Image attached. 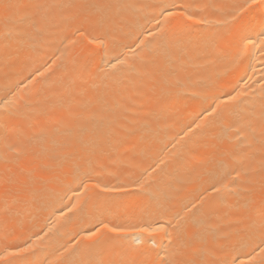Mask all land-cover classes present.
I'll use <instances>...</instances> for the list:
<instances>
[{
  "label": "bare ground",
  "instance_id": "obj_1",
  "mask_svg": "<svg viewBox=\"0 0 264 264\" xmlns=\"http://www.w3.org/2000/svg\"><path fill=\"white\" fill-rule=\"evenodd\" d=\"M249 3L0 0V256L27 247L0 264L80 261L101 221L126 231L94 259L264 262V52L233 60L264 30Z\"/></svg>",
  "mask_w": 264,
  "mask_h": 264
},
{
  "label": "snow or ice",
  "instance_id": "obj_2",
  "mask_svg": "<svg viewBox=\"0 0 264 264\" xmlns=\"http://www.w3.org/2000/svg\"><path fill=\"white\" fill-rule=\"evenodd\" d=\"M257 5L264 6V0H250V3L245 6V8H253L256 7ZM175 7V6H174ZM169 16H174V15H180V16H185V13L183 11L180 12H168ZM188 20H192L193 18L189 15L185 17ZM197 23H200L201 21H196ZM83 33H81L82 35ZM96 40L95 37H93L92 40H89V43H93ZM103 41H100L97 46H102ZM258 49L260 52H264V30H262L259 33V38L254 39L251 35H243L240 38V41L238 45L236 46L235 53L233 56L234 62H239L246 54H250L252 50ZM230 99H235V97H230ZM3 107V106H0ZM213 113L217 112V109H212ZM83 184V181H81ZM100 187V186H97ZM126 191L123 187H108V186H103L100 187V193H114V192H122ZM100 196L99 193L96 196V200H99ZM135 231L142 232V233H147V235L151 238V243L155 244L156 242V236L158 233H163L164 235L161 236L160 238L163 239H168L169 241V246L171 247L172 241H171V236L170 233H168L167 229L164 228L162 225L158 227H140L139 225L135 226L134 228ZM125 229L123 226L116 225V226H110L108 223H105L103 221L100 222V224L92 231H90L87 234V239L93 240V244L87 246V252L85 255V258L77 261V262H72V264H116L115 261H103L100 259H94L91 257L90 252L91 248H93L96 244H99L104 238L106 233H115L117 235L125 233ZM27 247L25 248H16L15 250H5V253L3 256H0V260H4L6 257H17L21 255V253L26 252ZM261 251H264V249H261ZM171 253L169 251H165V257L164 259H159V260H149V259H144L139 262V264H176V261L171 258ZM7 264H23L22 261L16 260V259H8ZM65 264H69V262H65ZM119 264H126L125 261H120ZM233 264H235V261H233ZM264 264V262H262Z\"/></svg>",
  "mask_w": 264,
  "mask_h": 264
},
{
  "label": "rangeland",
  "instance_id": "obj_3",
  "mask_svg": "<svg viewBox=\"0 0 264 264\" xmlns=\"http://www.w3.org/2000/svg\"><path fill=\"white\" fill-rule=\"evenodd\" d=\"M6 201V200H5Z\"/></svg>",
  "mask_w": 264,
  "mask_h": 264
}]
</instances>
